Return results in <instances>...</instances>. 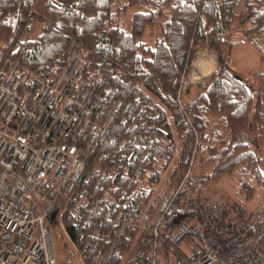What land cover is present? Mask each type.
I'll list each match as a JSON object with an SVG mask.
<instances>
[{
  "label": "trees",
  "instance_id": "trees-1",
  "mask_svg": "<svg viewBox=\"0 0 264 264\" xmlns=\"http://www.w3.org/2000/svg\"><path fill=\"white\" fill-rule=\"evenodd\" d=\"M242 1L245 9L239 8L237 0H73L71 4L0 0V58L13 44L7 64L26 67L44 80L52 64L66 62L75 34L83 42L88 68L101 73L100 86H112L105 97L121 94L119 98L129 102L121 113L123 121L118 117L110 130L112 139L102 142L103 160L94 163V171L86 170L76 194L99 201L104 190H110L112 197L123 193L130 207L144 204L174 159L177 136L179 154L171 173H184L196 143L195 163L209 167L198 187L233 177L243 206L262 195L260 208L247 209L253 213L250 229L259 231L258 244L264 248V70L248 78L252 89L231 65L232 46L247 37L264 51V0ZM236 6L241 11L238 17ZM243 13L249 15L246 29L234 41L229 36L243 22ZM34 20L41 23L39 34L22 38ZM200 46L214 56L217 69L181 109L176 100L180 77ZM122 74L126 81L120 79ZM195 132L200 140L195 141ZM252 136L262 149L248 141ZM124 165L128 171L121 173ZM104 166L109 167L105 173ZM136 166L149 171L145 187L138 181L127 185L128 174ZM135 190H141L142 201L132 199ZM196 192L197 186L189 183L176 197L163 235L188 218L191 212L184 201ZM62 223L73 246L79 226L67 216ZM182 244L192 247L194 243L187 237ZM182 244L172 256L187 258L190 252ZM120 253L109 264H117Z\"/></svg>",
  "mask_w": 264,
  "mask_h": 264
},
{
  "label": "built area",
  "instance_id": "built-area-1",
  "mask_svg": "<svg viewBox=\"0 0 264 264\" xmlns=\"http://www.w3.org/2000/svg\"><path fill=\"white\" fill-rule=\"evenodd\" d=\"M82 43L71 35L67 61L51 65L44 80L15 63L0 64V264H109L119 250L117 264H264L260 233L250 229L253 213L193 183L196 143L180 181L171 186L167 179L142 205L130 207L123 193L112 197L110 190L99 201L75 193L86 170L103 160L102 142L112 139L115 120L123 121L129 107L125 98L105 97L110 86H100L103 78L88 68ZM184 78L176 92L181 108ZM148 174L133 167L127 185L145 187ZM189 183L197 186L184 201L191 213L163 235L166 216ZM141 194L135 190L132 199ZM64 216L79 225L75 257L55 251L52 229ZM187 237L192 247L182 244ZM181 244L187 258L171 255Z\"/></svg>",
  "mask_w": 264,
  "mask_h": 264
},
{
  "label": "rangeland",
  "instance_id": "rangeland-1",
  "mask_svg": "<svg viewBox=\"0 0 264 264\" xmlns=\"http://www.w3.org/2000/svg\"><path fill=\"white\" fill-rule=\"evenodd\" d=\"M63 1H67V0H63ZM63 3L67 4L65 2H63ZM243 3H245V1L241 0V2L239 3V8L243 7ZM239 8L236 6V11H240ZM243 8L245 9V7H243ZM235 16H237V17L240 16V13H239V15H235ZM248 18H249L248 13H247V15L244 14V17L242 18L243 22L241 23V25L239 27L235 28L234 29L235 32L233 34H230L231 36H229L232 40L236 41L238 39V37H241L240 34L243 32L244 29H246V22L248 21ZM40 28H41L40 21L34 20L30 24L29 28L26 29L22 33L21 37L22 38H35L40 32ZM151 37H152V35L148 36L149 39ZM251 38L247 37L244 40H241L240 42L235 44V46L232 48V54L233 55H232L231 65L233 67L232 69L234 70V72L239 74L242 78L246 79L245 81L249 85H251L252 89H254L252 80H250L248 78L255 71L264 70V57H262V54H264V51L261 50V48L257 44H255ZM12 46H13V44L8 48V51L5 53V55L2 58H0V64H7L6 58H7L8 52ZM200 49L204 50L203 54H205V55H202L200 53V51H202ZM201 56H203L202 60H200ZM210 63L213 64L212 65V71H210L205 77L200 76V74L203 73L201 68H205ZM215 65H216L215 58L205 47L200 46V47L195 48V50H193V53L191 54V59L189 61V65L186 68V72L184 74V77H185L184 78V80H185L184 86H185V88L182 91V95H181V97H182L181 98L182 108L177 103L179 108L183 109L184 102L186 100H188V98L186 96L187 95V89L189 87H191V88H195L196 89L195 91H197L200 88V86L205 82V79L211 73H213V70H215ZM196 94H197V92H195L194 95H196ZM175 137H176L175 138L176 145L174 146V150H175L174 156H173L174 159H176L177 158L176 155L179 154V145H180V143H179L180 139H177V136H175ZM198 137H199V135L197 134V132H195V141H196V139H198ZM240 139H241V137H240ZM242 139H245V136H242ZM198 140H200V139H198ZM248 141L252 145L259 147V149L260 148L262 149V147L260 146L259 141H258L256 136H252ZM174 159L171 160L169 165L164 169L163 176L157 183V188L161 187L162 184L167 179H171V186L175 185L176 183H178L180 181L181 176H182L181 172L178 174L171 173L173 165H174ZM91 165H92V163L90 164V166ZM208 168L209 167H207V166L205 167L202 165H197V163H195V168L193 170L195 179L193 180V183L199 182V179L202 176H204V173L208 172ZM202 191L204 193L212 196L213 198H215L217 200L238 201L239 203L242 204V202H241L242 198L237 193V186L235 183V179L233 177H230V178L226 177V178H222V180H220V181L210 182L206 187H202ZM260 196H262V195H260ZM260 196L258 195L257 198L252 199V200H248L244 204L245 207L250 209V210L260 208V206H262V204H261L262 197H260ZM52 234H53L55 251H56V254L58 257L66 258V257H75L76 256V253H75L74 248L71 244L68 233H67V231H66V229H65V227H64V225L60 219H58L57 222H55L54 227L52 229Z\"/></svg>",
  "mask_w": 264,
  "mask_h": 264
},
{
  "label": "bare ground",
  "instance_id": "bare-ground-1",
  "mask_svg": "<svg viewBox=\"0 0 264 264\" xmlns=\"http://www.w3.org/2000/svg\"><path fill=\"white\" fill-rule=\"evenodd\" d=\"M82 44H83V43H82ZM83 46H84V45H83ZM82 49H83V48H82ZM202 55H205V54H202ZM68 56H69V55H68ZM202 57H203V56H201L200 60L203 59ZM197 58H198V57H197ZM66 61H67V60H66ZM57 63H59V62H57ZM63 63H64V62H63ZM199 64H200V63H199ZM52 65H53V64H52ZM200 65H201V64H200ZM212 65H213V64L210 63V64H209L208 66H206L205 68H201L203 73H201L200 76L205 77L210 71H212ZM88 66H89V65H88ZM90 71H91V70H90ZM95 73H96V72H95ZM97 73H98V72H97ZM99 73H100V72H99ZM100 74H101V73H100ZM200 76H199V77H200ZM103 77H104V75H103ZM46 78H47V77H46ZM199 80H200V79H199ZM101 82H103V81H101ZM104 82H105V81H104ZM106 83H107V82H105V84H106ZM101 84H103V83H101ZM103 86H104V85H103ZM110 89H112V86L110 87ZM116 90H118V89H116ZM109 91H110V90H109ZM109 91H108V92H109ZM108 92H107V93H108ZM114 92H115V91H114ZM107 93H106V94H107ZM116 93H117V92H116ZM116 93H115V94H116ZM106 94H105V95H106ZM112 94H113V93H112ZM117 94H118V93H117ZM117 94H116L115 96H117ZM108 95H111V94H108ZM120 95H121V94H120ZM120 95H119V97H120ZM122 95H123V94H122ZM112 96H114V95H112ZM119 97H118V98H119ZM122 97H123V96H122ZM122 97H121V98H122ZM107 98H108V97H107ZM124 98H125V97H124ZM96 183H98V182H96ZM104 191H105V190H104ZM73 225H74V224H73ZM75 225H76V224H75ZM75 225H74V226H75ZM78 226H79V225H78ZM74 231H75V230H74Z\"/></svg>",
  "mask_w": 264,
  "mask_h": 264
},
{
  "label": "crops",
  "instance_id": "crops-1",
  "mask_svg": "<svg viewBox=\"0 0 264 264\" xmlns=\"http://www.w3.org/2000/svg\"><path fill=\"white\" fill-rule=\"evenodd\" d=\"M72 1H73V0H69V1L67 0V1H63V2H65V3H67V4H71ZM234 46H235V45H233L232 48H233ZM201 50H202V51H200V53L203 54V51H204V50H203V49H201ZM213 57H214V56H213ZM216 69H217V67H216V65H215V70H213V72H215ZM195 90H196L195 88H191V87H189V88L187 89V95H186V96H187L188 99H191V97L194 96L195 92H197V91H195Z\"/></svg>",
  "mask_w": 264,
  "mask_h": 264
}]
</instances>
